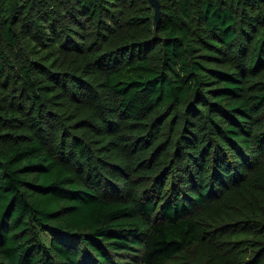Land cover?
I'll use <instances>...</instances> for the list:
<instances>
[{
    "label": "trees",
    "instance_id": "16d2710c",
    "mask_svg": "<svg viewBox=\"0 0 264 264\" xmlns=\"http://www.w3.org/2000/svg\"><path fill=\"white\" fill-rule=\"evenodd\" d=\"M0 0V264H264V0Z\"/></svg>",
    "mask_w": 264,
    "mask_h": 264
},
{
    "label": "water",
    "instance_id": "95a60500",
    "mask_svg": "<svg viewBox=\"0 0 264 264\" xmlns=\"http://www.w3.org/2000/svg\"><path fill=\"white\" fill-rule=\"evenodd\" d=\"M150 2L155 8L154 15H155L156 22L158 23L161 19V14H162L161 0H150Z\"/></svg>",
    "mask_w": 264,
    "mask_h": 264
}]
</instances>
